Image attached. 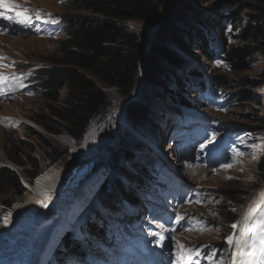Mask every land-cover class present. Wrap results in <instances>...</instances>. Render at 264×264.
<instances>
[{"label": "rangeland", "instance_id": "rangeland-1", "mask_svg": "<svg viewBox=\"0 0 264 264\" xmlns=\"http://www.w3.org/2000/svg\"><path fill=\"white\" fill-rule=\"evenodd\" d=\"M71 1L0 0L8 9L26 14L29 19L23 21L31 28L17 31L19 20L6 17L0 35V76L7 78L0 86H6L9 94L0 89V167L17 173L24 165L37 164L42 169L32 183L22 179L24 193L20 197L6 187L0 189V232L10 215L17 213V207L31 206L29 198L33 199L34 193L28 198V192L52 172L49 193L63 196L57 211L59 215L66 207L60 217L64 228L57 245L44 253L43 260L32 264H51L57 251L67 264L66 252L71 248L62 245L66 234L73 230L72 238L83 242L80 235L87 233L89 224H102L96 208L109 189L115 192V183H120L123 189L136 190L132 177L140 175L153 190L140 188L142 199L131 209L134 216L130 212L103 214L108 231L114 232L122 224L126 239L111 249L114 261L108 264H124V259L134 264L136 254L144 253L147 247L157 250L170 264H231L235 247L228 238L240 235V229L232 225L243 223V217L264 191V80L260 77L264 47L241 36L249 23L264 28V0H184L174 10L184 43L178 49L182 65L175 68L163 63L153 83L145 81L142 66L143 81H138L135 96L129 101L98 84L108 97V109L77 141L54 122L49 111L50 105L59 107L60 102H48L33 87L27 93L21 91L33 86L30 77L34 70L52 67V61L59 57L63 26L91 16L88 11L70 9ZM234 6L241 21L238 28L231 24L228 12ZM123 26L136 33L145 46L157 32L156 26L145 23L128 22ZM205 27L214 28L220 37L213 61L199 48L197 35ZM168 46L177 49L173 43L168 42ZM234 49L250 53L240 71H232L233 67L222 60ZM204 80L220 98H211L204 91L195 93ZM65 94L61 93L62 99ZM136 100H145L153 109L148 123L133 126L126 107ZM176 108L181 109L183 117L177 115ZM54 150L60 158L53 162ZM142 165L148 173L141 172ZM163 170L167 175L158 178ZM157 178L165 180L160 183ZM170 180L178 187L173 192L167 185ZM156 185L162 186L165 194L169 192L167 204L157 199ZM4 201L13 204L6 208ZM223 209L237 220L224 221ZM64 216L70 225L67 228ZM128 225L135 226L130 230ZM48 236L52 237V232ZM188 249L192 250L190 258L185 252ZM201 257L204 259L199 263Z\"/></svg>", "mask_w": 264, "mask_h": 264}, {"label": "trees", "instance_id": "trees-1", "mask_svg": "<svg viewBox=\"0 0 264 264\" xmlns=\"http://www.w3.org/2000/svg\"><path fill=\"white\" fill-rule=\"evenodd\" d=\"M184 0H72L69 8L88 11L91 16L74 20L62 28L64 38L59 40V57L52 61L53 66L34 70L30 77L33 87L50 103L60 102L61 106H49V111L56 124L62 125L65 133L73 140H80L86 133L91 122L100 117L108 109V97L98 86L113 89L123 101L134 98L139 75V64L143 62L144 78L152 82L155 76L161 73L162 64L170 63L179 67L182 60L178 49L184 47L179 27L174 19V10ZM235 6L229 9L234 28L241 26ZM128 22L145 23L156 26V35L146 52L145 44L134 32L127 30L123 24ZM245 28V29H244ZM243 29L242 40L251 39L264 47V28L257 24H247ZM208 32L198 33V43L201 52L208 60H212L214 53L208 51ZM168 42L177 47L168 46ZM248 50L234 49L224 54L223 60L232 68L240 71L245 66L249 55ZM260 77L264 80V68ZM157 83V80L155 81ZM224 81H222L223 83ZM176 84V83H175ZM159 85V84H156ZM181 88L184 85L181 83ZM65 91V97L61 93ZM136 100L129 102L126 107V116L133 126L148 123L149 111L153 108L146 102ZM155 105V102H153ZM153 124V123H152ZM153 132V130H152ZM55 159L60 156L53 151ZM131 153L127 156L131 157ZM264 173V159L262 160ZM142 173L146 166L142 165ZM42 172L37 164L22 166L20 173L0 167V189L6 187L15 197L24 193L22 179L32 183ZM136 188L145 185V176L132 177ZM116 182V181H115ZM115 192L109 189L97 206L119 210L124 202L133 204L137 200L134 189H123L120 183ZM229 197V194H226ZM13 202V201H12ZM4 201L6 208L13 204ZM98 211V210H96ZM224 221L234 222L237 219L228 210H222ZM89 233L103 238L102 229H96L89 224ZM64 245L74 247L75 241L70 235L64 238ZM71 252L77 253L73 248Z\"/></svg>", "mask_w": 264, "mask_h": 264}, {"label": "bare ground", "instance_id": "bare-ground-1", "mask_svg": "<svg viewBox=\"0 0 264 264\" xmlns=\"http://www.w3.org/2000/svg\"><path fill=\"white\" fill-rule=\"evenodd\" d=\"M153 132L156 131L153 130ZM76 175L75 178H77ZM52 181V172L41 177L35 188L28 192V198L34 193V198H29L31 206H27L26 209L17 207V213L10 215L5 222V228L0 232V264H32L38 259L43 260L44 253L46 254L57 245L64 228L60 217L65 213L66 207L58 215V204L63 196H58V194L52 196L49 193ZM260 204L259 197L254 207ZM55 214L58 218L54 216ZM63 222L66 228L70 226L65 221V216ZM70 231L73 233V230ZM49 232H52V237L48 236ZM32 249L34 251L31 254Z\"/></svg>", "mask_w": 264, "mask_h": 264}, {"label": "snow or ice", "instance_id": "snow-or-ice-1", "mask_svg": "<svg viewBox=\"0 0 264 264\" xmlns=\"http://www.w3.org/2000/svg\"><path fill=\"white\" fill-rule=\"evenodd\" d=\"M23 11L26 13L27 10ZM16 15L18 17L23 15L24 20L29 19L26 14L21 12H17ZM6 79V77L0 76V84ZM260 200V205L249 208L241 225H232L233 229H240V235L228 238V243L235 247L231 254V264H264V193L260 194ZM185 252L190 258L192 250L188 249ZM184 258V256L181 257L182 262Z\"/></svg>", "mask_w": 264, "mask_h": 264}, {"label": "water", "instance_id": "water-1", "mask_svg": "<svg viewBox=\"0 0 264 264\" xmlns=\"http://www.w3.org/2000/svg\"><path fill=\"white\" fill-rule=\"evenodd\" d=\"M157 28V27H156ZM151 43H152V41L149 43V44H147L146 46H145V51L143 52V56L146 54V52L148 51V49H149V47H150V45H151ZM140 66H139V75H138V81H143V75H141V67L143 66V62L142 61H140V64H139Z\"/></svg>", "mask_w": 264, "mask_h": 264}]
</instances>
